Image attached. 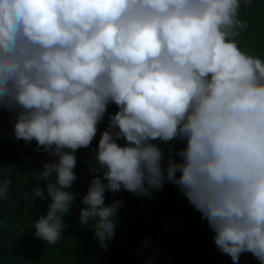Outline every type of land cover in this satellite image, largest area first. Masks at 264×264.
Here are the masks:
<instances>
[{
	"label": "clouds",
	"instance_id": "1",
	"mask_svg": "<svg viewBox=\"0 0 264 264\" xmlns=\"http://www.w3.org/2000/svg\"><path fill=\"white\" fill-rule=\"evenodd\" d=\"M242 2L0 0V114L47 155L35 238L57 244L79 199V225L106 251L123 207L106 193L151 198L171 184L232 264H264V59L236 42ZM106 115L81 195L76 153Z\"/></svg>",
	"mask_w": 264,
	"mask_h": 264
},
{
	"label": "trees",
	"instance_id": "2",
	"mask_svg": "<svg viewBox=\"0 0 264 264\" xmlns=\"http://www.w3.org/2000/svg\"><path fill=\"white\" fill-rule=\"evenodd\" d=\"M240 19L246 27L235 37L242 51L264 59V0H247L241 5ZM109 113L116 111L110 105ZM10 113L0 114V183L6 185V197L0 200V264H232L230 257L219 252L213 232L200 213L171 184L151 198L138 197L126 191L106 193V203L123 201L120 226L108 246L102 250L93 239L91 228L79 225V199L64 216L69 227L55 245L33 236L34 221L46 211L44 200L31 198L36 181L35 170H41L47 155L36 151V144H25L12 137ZM107 115L98 126L91 149H80L74 169L77 180L72 191L86 192L91 178L89 159ZM180 147L178 142H173ZM162 147H166L161 145ZM25 197H28L27 199ZM145 238L149 245L141 244ZM239 264H259L250 254L240 256Z\"/></svg>",
	"mask_w": 264,
	"mask_h": 264
}]
</instances>
